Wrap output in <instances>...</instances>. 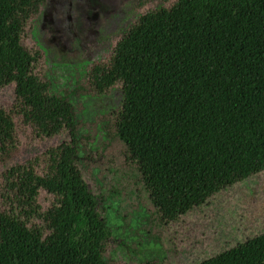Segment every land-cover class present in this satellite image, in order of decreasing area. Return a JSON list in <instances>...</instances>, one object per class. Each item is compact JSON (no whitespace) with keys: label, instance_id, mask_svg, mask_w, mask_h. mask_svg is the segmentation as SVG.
<instances>
[{"label":"trees","instance_id":"obj_1","mask_svg":"<svg viewBox=\"0 0 264 264\" xmlns=\"http://www.w3.org/2000/svg\"><path fill=\"white\" fill-rule=\"evenodd\" d=\"M29 66L25 51H0V68L16 77L15 100L31 111L65 106ZM116 86L114 137L156 210L186 216L264 172V0H177L140 15L86 89L101 97ZM9 124L0 102V130ZM72 156L63 148L45 177L23 170L28 201L39 190L57 201L41 214L45 230L0 216V264H111L108 226ZM232 256L264 264V233Z\"/></svg>","mask_w":264,"mask_h":264},{"label":"rangeland","instance_id":"obj_2","mask_svg":"<svg viewBox=\"0 0 264 264\" xmlns=\"http://www.w3.org/2000/svg\"><path fill=\"white\" fill-rule=\"evenodd\" d=\"M177 0H0V51H25L28 73L65 106L28 110L14 97L15 74L0 68V102L10 124L0 130V216L45 230L41 214L57 198L39 190L27 200L22 172L52 174L70 145L73 160L109 236L111 264H233V249L264 233V172L186 216L156 210L136 168L114 137L121 87L88 94V76L106 67L140 16Z\"/></svg>","mask_w":264,"mask_h":264}]
</instances>
